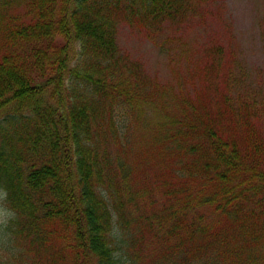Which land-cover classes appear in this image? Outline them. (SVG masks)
Wrapping results in <instances>:
<instances>
[{"label":"trees","instance_id":"16d2710c","mask_svg":"<svg viewBox=\"0 0 264 264\" xmlns=\"http://www.w3.org/2000/svg\"><path fill=\"white\" fill-rule=\"evenodd\" d=\"M193 4L0 0L3 250L67 248L69 264H264L263 109L196 65L199 86L168 99L117 45L119 26L182 25ZM133 125L143 142L131 146ZM139 159H155L154 172L140 178Z\"/></svg>","mask_w":264,"mask_h":264},{"label":"rangeland","instance_id":"374dc122","mask_svg":"<svg viewBox=\"0 0 264 264\" xmlns=\"http://www.w3.org/2000/svg\"><path fill=\"white\" fill-rule=\"evenodd\" d=\"M193 3L197 14L182 25H162L156 30L119 26L116 41L120 52L140 63L144 72L163 86L168 99L171 97L167 89L199 86L201 79L191 78L196 65L198 70L214 69L215 74L206 79L210 82L231 79L239 91L256 100L264 113V0H193ZM10 110L7 108L0 116L11 113ZM145 120L152 124L150 119ZM141 135L138 126L133 125L131 146L132 141L143 142ZM112 152H118L121 160L129 154L127 149L113 148ZM156 163L155 159L148 163L139 159L134 167L143 178L144 174L154 172ZM12 217L0 191V232ZM1 246L0 264H69L74 258L72 251L70 255L63 248L56 249L59 254H41L37 258L28 254L23 259L18 256V249H12V253Z\"/></svg>","mask_w":264,"mask_h":264}]
</instances>
